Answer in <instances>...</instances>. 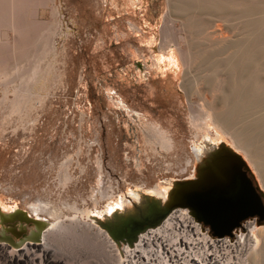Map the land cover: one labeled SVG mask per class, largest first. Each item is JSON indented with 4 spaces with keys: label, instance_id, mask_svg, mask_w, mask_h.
Instances as JSON below:
<instances>
[{
    "label": "rangeland",
    "instance_id": "1",
    "mask_svg": "<svg viewBox=\"0 0 264 264\" xmlns=\"http://www.w3.org/2000/svg\"><path fill=\"white\" fill-rule=\"evenodd\" d=\"M189 1L43 0L40 4L39 0H32L25 11L18 14V31L5 30L7 43L3 42L4 29H0V60L6 68L0 71V205L2 209L18 207L29 212L32 202L44 200L42 203L48 212L42 214L43 217L54 223L74 226L76 232L72 229L62 233L54 244L60 258H64L62 261L68 264L109 263L110 247L102 244L94 234L84 231V224L94 222L90 220V215L115 209L123 199V204H126L128 192L132 190L145 191L156 185L167 186L170 180L192 177L196 161L191 146L194 144L192 147L195 151V143L202 141L203 134L225 140L240 153L264 191L250 157L214 124L211 111L202 106L207 91L210 94V89L205 85L208 75L203 74L208 73L205 71H209L211 64L212 67L213 64L220 67L219 70L214 67L218 74L224 68L219 78L225 72L223 61L234 55V47L229 43L243 42L249 35L247 16L243 15L246 18L241 17L242 21H239L240 17H236V20L231 18L235 22L229 19L232 23L228 24L224 19L226 28H223V22L219 23L222 17L216 15V10L213 16V11L208 12L198 5L193 8L197 14L187 13L190 9L185 8L191 7L186 6ZM194 1L198 4L206 0ZM250 1L260 4V0ZM170 2L174 10L172 6L169 7ZM180 2L186 3V7L181 6ZM260 2L262 5L264 1ZM238 7L235 8H241L240 12L245 10L243 5ZM181 8L186 10L182 11L184 14ZM235 11L240 13L233 9L229 16L235 17ZM210 14L213 20L219 19L218 24L223 27L215 23L216 19L215 22L210 20ZM236 22L240 24L235 26L233 23ZM212 23L216 25L212 26ZM257 24L260 33L254 40L259 47L264 26ZM192 25L199 26H195L198 27L195 31L201 35L192 34ZM233 25L240 28L234 30L236 34L230 32L235 28ZM208 29H214V33L224 29V34L219 31L222 37L227 33L225 37H231L223 39L219 34V38L212 32L208 34ZM238 34L240 36H236ZM214 36L218 38L216 41L211 38ZM199 39H203L206 47L203 42L199 43ZM196 40L198 43H193V49L191 43ZM223 42H227V45ZM203 47L207 49L203 50ZM197 49L204 51L205 55ZM184 51L186 56H193L190 57L191 61L182 58ZM194 53L205 57L197 58ZM221 53L226 57L223 61L218 60L219 57L223 59ZM206 58L207 62H202ZM159 62L161 70L158 69ZM166 62L172 65L165 66ZM202 65L206 68H200ZM162 69L165 71L161 72ZM212 71L211 68V76L215 72ZM198 73L199 76L202 74L203 80L197 78ZM218 74H213L216 79ZM214 76L208 81H215ZM184 78L188 79L185 83L186 89L190 90L188 93L191 94L196 87V93L203 92L204 96L200 94L202 97L199 98L196 93L188 95L181 87L182 82H186ZM195 78L200 84L193 82ZM237 79L235 77L234 82ZM4 80L10 81L4 84ZM201 82H204L203 85ZM200 85L203 88L199 87V90L202 88V91H198ZM23 90L28 98L16 104L15 91ZM234 92L237 93V90ZM234 92L229 91V95L234 96ZM255 98L259 110L264 105V91L257 93ZM16 107H19V111L15 110ZM191 107L194 109L193 116ZM246 110L244 113L248 115L243 113L247 115L245 118L242 114L237 115L238 127L240 121L243 124L237 129L244 134L252 133L250 137L253 138L256 134L250 126H257V121H262L264 114L255 111L250 125L246 118H251V111ZM138 114L160 128L165 145L158 147L154 143V136H158L155 130L149 129L153 134L152 139L146 137ZM243 120L246 122L242 123ZM255 145L257 149L261 148L258 151L263 149L264 152V140L255 142ZM260 155L264 159V153ZM57 213L61 214L60 218L53 219ZM246 228L247 224L245 230L238 234L246 233ZM236 240L235 235L233 238L227 237L226 242ZM226 249L228 257L225 258L233 259L236 264H257L250 256L245 259L242 249ZM112 252L119 253L118 247L117 251ZM2 258L0 254V264H14ZM118 259L113 264H118ZM260 264H264V259Z\"/></svg>",
    "mask_w": 264,
    "mask_h": 264
},
{
    "label": "bare ground",
    "instance_id": "2",
    "mask_svg": "<svg viewBox=\"0 0 264 264\" xmlns=\"http://www.w3.org/2000/svg\"><path fill=\"white\" fill-rule=\"evenodd\" d=\"M30 1H32V0H0V29H4V39H5L3 42H6L7 43V36L5 34L6 33L5 30L7 31L8 29H10L11 31H16V30L18 31V29H19L18 14H20L21 12H24L25 11V9H26V7H28ZM39 1H40L39 3L42 4V1L43 0H39ZM260 1H259V3L261 4ZM262 1H264V0H262ZM186 3L187 4L189 3L191 5H189V4L186 5ZM186 3L184 4V3H181L180 2V4H182L181 6H183V5L184 6L185 5L186 6H191L192 9L193 8L195 9V6H198L199 5V7H202L201 9H205L206 8L208 10V12L209 11L210 12L213 11V13L211 12L212 15L215 14L216 12H218L219 14L216 13V15H218L220 18L222 17V20L219 21V19H216L215 18L216 19V20L214 19L216 21L215 22L213 20V16L214 15L212 16L211 14L210 15L212 17L210 16L211 17L210 20H213V22L217 23V25L220 28L223 27V26L222 25H219L218 24V21H219V23H221V21H222L223 22V25L225 26L223 28H226V23L227 22L228 23L229 22L232 23V21L235 22L231 18H234L236 20V17H240L239 21L240 20L242 21V19H245L246 18V17H243V15L244 16H247L246 19H247V25H248V29H249V31L247 30V32H248L249 35L246 38V40H243V42H239V41L237 42L236 41L233 44H232V42H230L229 44L231 45V47H234L233 48L234 49V51H233L234 55H231L232 57L228 56V59L225 60L224 58H226V57L225 56L223 57V55L221 53L220 55L223 57V59H220L221 57H219V59H218V60H222V61L225 60V61H223L224 62L223 63L224 64L223 66H225V72L223 74H221V77L219 78V75H220V73H222V70L224 68L222 67V70H220L221 72L218 71L219 72V74H218L217 71H215V68H216V70H219L220 67H215L216 64L215 65L213 64V66L215 67L214 68V67H212V64H211L210 66H211L212 70L215 71L214 73H212V76H214L213 74H216V75L218 74V76H217L218 78L216 79V76H214V79H216L215 81L214 80H213V82L208 81V79H211V78L213 79V77L209 73V71L211 70V68H209V71H205V72H208L209 74L208 73L207 74H203V76L208 75L207 76L208 79L205 80V85L208 87V90L210 89V94H208L209 91L206 90L208 92L207 94L210 96V98H209V96L206 97L207 94H205V96H204L203 95L204 94L203 92L202 93H200V92L196 93L197 92V88L196 87H194V89H192L194 91H192L191 94L192 93H196L198 97L200 96L199 98H201L202 96H204L203 98L205 99V101L202 98L203 99L202 101H204V103L202 104V106L203 107L205 106L206 110L211 111V118H212V121L214 122V124L218 125L224 131V133L228 134V136L231 137L233 143L235 144V146L237 148L243 150L247 154L248 158L250 157L249 159H250L251 163H253V165L257 169V171L259 173V176L261 178L262 184L264 186V159H262V156L260 155V153H264V152H263V149L261 151H258V149L260 147L257 149L256 148V145L254 146L255 142H257V141H263L264 140V118H262V121H260V120L257 121V126L251 125V123H252L251 121L253 119L252 115H253V113L255 111H256V113L258 111H260V113L264 114V105L261 106L260 109L258 110V107L256 108V106H258V104H257L258 102L256 103V101H255L256 100L255 96H257V93L264 91V77H263V75H264L263 74V72H264V35L261 36V38H260V41L262 42V44L259 47H257V45H259V44L256 45L257 42H255L257 33H260V31H258V28L256 27V25L258 26L257 23L262 24L264 26V8L262 6V5H264V2H263L262 5H260V4L256 3V2H251L250 0H206L205 2H199L198 4H197V2L195 3L194 0H191V1L186 2ZM194 3L197 4V5H194ZM50 4H51V2H50ZM170 4L171 5H169V7L172 6V2H170ZM193 5H194V7H193ZM241 5H243V9H245V10L242 9L245 12V14H243V11H241L242 13L239 11V9H241V8H239ZM237 6H239L238 7L239 9H236ZM191 7L190 8H187L186 7L185 9L186 10L187 9L192 10ZM231 8H232V10L233 9L234 10H237L240 13H237L235 11L236 12V14H234L235 17L229 16V14H231V12H232ZM171 9H173V6H172ZM194 9L192 11L187 10V13L189 11L190 14H191V12L195 14L196 11ZM197 9H198V7H197ZM198 10H197V12H198ZM215 10H216V12H215ZM182 11L185 12L184 11V8L183 9L181 8V12ZM193 11H195V12H193ZM171 12L176 13L175 11H171ZM208 12H206V13H208ZM237 14H239L240 16H238ZM241 14H242V16H241ZM232 15H233V13H232ZM254 15H256V16H254ZM192 16H193V14L191 15V17ZM228 17H230V18H228ZM241 17H243V18L241 19ZM226 18L228 19V21H227ZM229 19H231L232 21H230ZM237 21H238V19H237ZM204 22H203V25L205 24ZM215 23H212L213 24L212 26H215L216 25ZM236 23H237V25H236ZM236 23H233V24H235V26H238V24H240L238 22H236ZM198 25H195V26H198ZM209 25H208V28H209ZM192 26H194V25H192ZM195 26L193 28L191 27L190 28V31L193 32L192 33L193 35H194V33L197 34V35H201V34L198 33V31L196 33V31H195V28L196 27ZM199 26H202V24L199 25ZM198 27L196 28V30H198ZM210 27H211V25H210ZM216 28H217V26L215 27V30H216ZM237 28L240 29L239 27H237ZM237 28L235 27L233 29L231 27L230 29H233V30H231L230 32L234 31ZM192 29H193V31H192ZM208 30H207V33L208 32L209 33L210 32H212V33L215 32L214 29H212V30L211 29H208ZM222 30H224V29L218 30V33H214V35L216 34V36L219 37L220 32L221 33L223 32ZM237 30H235V31H237ZM227 32H229V29L227 30ZM234 32H232V33H234ZM163 33H164V31H163ZM225 33H226V31H225ZM236 33L237 32H235V34ZM202 34H203V32H202ZM222 34H224V32ZM222 34H220L221 35L220 37H222ZM227 34H225L222 38L223 39H227V38L229 39L231 36H228L226 38L225 36H227ZM235 34H233V35H235ZM242 34H243V32H242ZM212 35L210 34L209 36H212ZM168 36H169V34H168ZM216 36L211 37V38H213L215 40L216 39L215 38ZM236 36H240V35L238 34ZM202 37H203V35H202ZM196 42L198 43L197 40L196 41H192V43H191L193 49H194L193 43H196ZM202 42H203V46H205L204 45L205 42L203 41V39L200 40L199 43L202 44ZM211 42H213V41H211ZM197 43L194 44V45H197ZM207 43L208 42H206V45H207ZM217 43H218V41H217ZM223 43H225V42H223ZM213 44H215V43H213ZM213 44L211 46H213ZM220 46H221V44H220ZM231 47H230V50H232ZM192 48H190V50ZM197 48H199V47L197 46ZM209 48H210V45L208 43V50H210ZM205 49H207V48H204L203 47V50H205ZM197 50H199V49H197ZM221 50H222V48H221ZM186 51H189V49H187ZM186 51L182 52L183 55H184V57H182V58L185 61L190 60V57H191V56H188V54L186 56V54H185ZM203 52L200 51L199 53H203ZM227 52H229V51L227 50ZM191 53L192 52L190 51V54ZM196 53H198V52H196ZM180 54H181V51H180ZM203 54L201 56H199L200 54L198 55V54H195L194 53V55H196L197 58H199V57H202V58L205 57V56H203ZM229 54H230V52H229ZM220 55H216V56H220ZM3 57H4V55H3ZM169 58L171 59V57H169ZM195 59H196V57L194 58V60ZM5 60H6V58H5ZM197 60H196V62H197ZM203 60H202V62H207V58H206V60L205 59H203ZM212 60H213V58H212ZM209 61H211V59H209ZM222 61H221V63H222ZM217 62L220 63V61H217ZM199 63H201V61ZM212 63H214V61H212ZM158 64H159L158 65V69L161 70L162 65L160 64V62ZM207 64H206V66H207ZM171 65L172 64L170 62H166L165 63V66H171ZM206 66L204 67L202 65V67L200 66V68L204 69V68H206ZM210 66L208 65V67H210ZM3 69L6 70L5 63H2L1 60H0V71L3 70ZM262 70H263V72H262ZM163 71H165V70L162 69L161 72H163ZM259 71H261L262 73H260ZM201 76H202V74L199 76V73H198L197 78L200 79V78H202ZM235 77H236V79L238 78L236 82H234L235 81ZM197 78H195L194 81L193 80L192 81L194 83L195 82L196 83L197 82L199 83V80ZM205 78L206 77H204V79ZM186 79L184 78V81H186ZM196 79H197V81H195ZM218 79H219V81H218ZM232 79H233V81H232ZM201 80H203V78ZM6 81H10V80H4L3 83L5 84ZM187 81H188V79H187ZM187 81L186 82H182V84H181V87L184 89V91H186V93H188V90H189V89L187 90L186 89L187 87L185 86L186 85L185 83H187ZM216 81H217L218 84L216 83ZM189 82H190V80H189ZM232 82H234V83H232ZM202 83H204V82H201V84ZM202 85L198 86V91H202L201 90L203 88ZM205 85H204V89H205ZM194 86H195V84H194ZM192 87H193V85L190 86V88H192ZM199 87H202V88H200V90H199ZM195 89H196V91H195ZM235 90H237V93L234 92ZM229 91H232V92H234L236 94H232L234 96H230L229 95ZM24 93H26V92L25 91L24 92H22V91H15V99L14 100H15V103L16 104H19L20 102H22L25 97L28 98V95H26ZM191 94L188 93V95H191ZM231 97L233 98L232 101H231ZM4 98H5V96L3 97V100H4ZM254 98H255V100H254ZM258 98H259V95H258ZM246 109H248V111L250 109V111H251L250 112L251 118H246V120H249L250 121V125H251L250 127H251V129L256 134L255 137H253V138L250 137L251 136L250 134H252V133H250V134L249 133L244 134L243 132L241 133L240 131H238V129L243 124L241 125L240 124L241 121H240V123H238L240 126L238 127V125H237V119H236V118H238L237 115L242 114V116H244V118H245V116L248 115L247 112H245L247 115H244L245 114L244 113V110L247 111ZM15 110H18L19 111V107H16ZM191 111H192V116H193L194 109L192 107H191ZM254 117L256 118V116H254ZM263 117H264V115H263ZM137 118L140 121V124L143 125L142 126V130L145 132L146 137L149 138V139H152V135L153 134H152V132L149 129L155 130V132L158 133V136L156 138L154 136V143L158 147L159 146H162L163 141H164V136L162 135V131L160 130V128L154 126L152 123L151 124L148 123L147 120H145L141 114H138L137 115ZM240 118H241V116H240ZM240 120H242V119H240ZM246 120L245 121L243 120L244 122L242 121V123H245ZM238 122H239V120H238ZM255 125H256V123H255ZM237 127H238V129H237ZM241 130L243 131V129H241ZM163 145H165V144H163ZM196 146H197V144H195V151H196V153H198V152L201 151V148H199V146H197V147ZM68 175L66 177H69ZM70 179H71V177H70ZM167 188H168V186L156 185L154 188H147L146 191L147 192H150V193H153L156 196H159L161 198H164L165 197V192H166ZM42 202H44V200ZM42 202H39V201H36L34 203L32 202L29 205V208H28V211H29L28 213H31V214L35 215L36 218L38 220H40V222H42L44 220L47 221L46 222L47 228H46L45 231H43L41 233V242H39V243H33V242L25 243L24 246H22V247L13 248L12 246H9L6 242L0 241V254L5 259V261L7 260L8 262L14 263V264H68L67 262L62 261L64 258L63 259L60 258V256L58 255L57 249L55 248V245L54 244H55L56 239L58 238V236H60L62 233H65L67 231H69V232L72 231V229L74 228V226L72 228V225H65V223H63V222L54 223L53 221L47 219L46 217H43L42 214L48 212V209H47L46 205L44 203H42ZM110 210H114V208H112ZM14 211L17 214L22 213L17 208H14ZM54 211H55V209H54ZM85 212H87V211H85ZM60 215L58 214L53 219L60 218L59 217ZM188 216H191V215L188 213ZM66 224H68V222ZM246 224H247V228L246 229H248V231L246 233H244V234L243 233L238 234L239 232L238 233H235V235L237 236V240L235 242L233 241V243L226 242L227 237L215 238L213 240V242L210 245V247L212 246V248L208 251L209 263L210 264H236V261H233V259H231V258H225V257H228L227 256V249H226V247L238 248L240 251L242 249V251L245 252V254H244L245 259H248V257L250 256L253 259L254 263L255 262L257 264H260L261 263L262 259H264V225L257 227V226H255L254 222L246 223ZM78 225H79V223H78ZM81 225H83V224H81ZM84 226H86V228H84V231H87L89 234H94L99 240H101L102 244L103 243L104 244H107V246L110 247V249H109V263L108 262L107 263L108 264H113V261L115 259L117 260L119 258V253L118 252H116V253H113L112 252L114 250L117 251V245H116V243L113 242L110 239V237H108V235L106 234L105 230H103L102 228H99L95 222H88L86 225L84 224ZM79 227L80 226H78V228ZM73 231H74V229H73ZM74 232H76V231H74ZM74 232H72V233H74ZM82 233H84V232H82ZM88 233H87V235H88ZM239 238L242 239V242H241V240ZM125 248H126V246H122L121 247L122 252L124 251ZM106 252L108 253L107 248H106ZM3 258H2V260H3ZM105 259H106V257H105ZM115 262L116 261H114V263ZM107 263H105V264H107ZM238 264H239V262H238Z\"/></svg>",
    "mask_w": 264,
    "mask_h": 264
},
{
    "label": "water",
    "instance_id": "3",
    "mask_svg": "<svg viewBox=\"0 0 264 264\" xmlns=\"http://www.w3.org/2000/svg\"><path fill=\"white\" fill-rule=\"evenodd\" d=\"M195 144L201 151L196 153L191 146L196 161L193 176L170 180L164 198L132 190L126 204L123 199L114 210L90 215L116 243L120 257L122 246L133 247L140 233L159 225L176 208L186 210L202 231L215 238H233L248 221L264 225V191L243 156L225 140L206 134ZM17 209L22 213L0 205V241L15 248L41 242L47 221Z\"/></svg>",
    "mask_w": 264,
    "mask_h": 264
},
{
    "label": "built area",
    "instance_id": "4",
    "mask_svg": "<svg viewBox=\"0 0 264 264\" xmlns=\"http://www.w3.org/2000/svg\"><path fill=\"white\" fill-rule=\"evenodd\" d=\"M214 239L186 210L176 208L159 225L140 233L118 264H210Z\"/></svg>",
    "mask_w": 264,
    "mask_h": 264
}]
</instances>
